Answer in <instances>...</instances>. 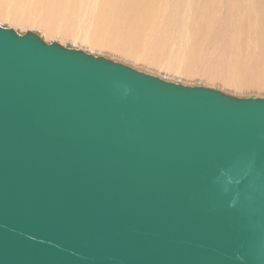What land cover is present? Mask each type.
<instances>
[{
	"label": "water",
	"instance_id": "1",
	"mask_svg": "<svg viewBox=\"0 0 264 264\" xmlns=\"http://www.w3.org/2000/svg\"><path fill=\"white\" fill-rule=\"evenodd\" d=\"M0 264H264V97L0 26Z\"/></svg>",
	"mask_w": 264,
	"mask_h": 264
},
{
	"label": "bare ground",
	"instance_id": "2",
	"mask_svg": "<svg viewBox=\"0 0 264 264\" xmlns=\"http://www.w3.org/2000/svg\"><path fill=\"white\" fill-rule=\"evenodd\" d=\"M6 2L0 26L21 35L34 32L164 81L264 97V0Z\"/></svg>",
	"mask_w": 264,
	"mask_h": 264
},
{
	"label": "rangeland",
	"instance_id": "3",
	"mask_svg": "<svg viewBox=\"0 0 264 264\" xmlns=\"http://www.w3.org/2000/svg\"><path fill=\"white\" fill-rule=\"evenodd\" d=\"M1 1L4 2L5 0H1ZM1 1H0V2H1ZM6 1H7V0H6ZM6 1H5V2H6ZM2 2L0 3V6L2 5ZM5 2H4V4H3L2 6H5ZM7 2H8V3H7ZM7 2H6V3H7L6 5H8V7H9V3H11V2H10V0L7 1ZM2 6H1V7H2ZM10 6L13 7V5H10ZM1 7H0V8H1ZM2 8L4 9V7H2ZM7 9H8V8H7ZM5 10H6V9H5ZM39 11H40V10H37V12H39ZM41 13H42V12H41ZM42 14H44V13H42ZM46 17H47V16H46ZM45 19H46V18H45Z\"/></svg>",
	"mask_w": 264,
	"mask_h": 264
}]
</instances>
